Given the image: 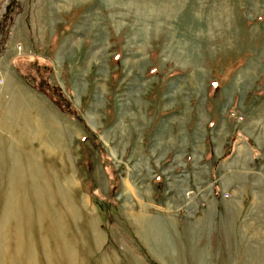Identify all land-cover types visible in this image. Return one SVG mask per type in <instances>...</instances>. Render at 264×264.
<instances>
[{"label":"rangeland","instance_id":"obj_1","mask_svg":"<svg viewBox=\"0 0 264 264\" xmlns=\"http://www.w3.org/2000/svg\"><path fill=\"white\" fill-rule=\"evenodd\" d=\"M0 264H264V0H0Z\"/></svg>","mask_w":264,"mask_h":264},{"label":"bare ground","instance_id":"obj_2","mask_svg":"<svg viewBox=\"0 0 264 264\" xmlns=\"http://www.w3.org/2000/svg\"><path fill=\"white\" fill-rule=\"evenodd\" d=\"M131 187V186H130Z\"/></svg>","mask_w":264,"mask_h":264},{"label":"crops","instance_id":"obj_3","mask_svg":"<svg viewBox=\"0 0 264 264\" xmlns=\"http://www.w3.org/2000/svg\"><path fill=\"white\" fill-rule=\"evenodd\" d=\"M238 150V149H237Z\"/></svg>","mask_w":264,"mask_h":264}]
</instances>
